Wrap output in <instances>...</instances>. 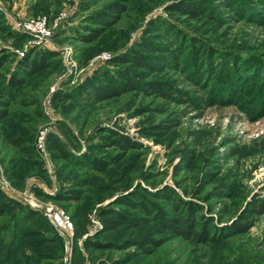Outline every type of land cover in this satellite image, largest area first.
Masks as SVG:
<instances>
[{"label": "rangeland", "instance_id": "1", "mask_svg": "<svg viewBox=\"0 0 264 264\" xmlns=\"http://www.w3.org/2000/svg\"><path fill=\"white\" fill-rule=\"evenodd\" d=\"M113 1L124 6L118 22L88 44L77 40L89 24L87 15ZM178 1L0 0V25L5 28L0 30V102L8 103L0 121V208L5 207L0 226L22 207L40 214L4 235L0 264H264V213L246 232L232 234L227 227L252 201L264 199V0H226L223 6L219 0H204L208 13L219 14L218 27L209 17L188 20L165 9ZM41 17L51 35L46 42L14 27L15 21ZM160 21L220 57L217 64L244 65L236 71L239 83L229 89L213 80L214 72L212 77L183 69L151 75L172 79L199 103L196 108L168 102L169 110L180 112V124L154 141L140 129L146 121L161 118L152 108L162 103L159 98L123 93L96 102L83 91L90 77L117 67L109 61L144 38L183 58L181 42L152 35L149 24ZM33 49L54 54L43 71L5 96L6 79L21 75L16 63ZM137 108L140 113H135ZM102 129L123 134L141 148L129 149L122 160L101 171L60 159L49 148L56 138L74 160L87 153L107 162L118 151L108 146V133ZM231 184L230 197L213 196ZM68 188L81 193L77 201L58 199ZM170 189L182 201L202 207L214 239L169 237L149 215L119 201L136 192L149 208L170 214L171 206L160 198L162 190ZM104 211L109 214H100ZM115 213L137 218L140 225L103 230L104 221ZM145 237L156 246L141 259L135 243ZM92 242L102 247H90Z\"/></svg>", "mask_w": 264, "mask_h": 264}, {"label": "trees", "instance_id": "2", "mask_svg": "<svg viewBox=\"0 0 264 264\" xmlns=\"http://www.w3.org/2000/svg\"><path fill=\"white\" fill-rule=\"evenodd\" d=\"M225 2L226 0H219L221 6H223ZM165 9L171 13H176L177 15H185L188 20H194L199 16H206L209 17V19L211 18L210 22L215 25L214 27L220 26L219 14H217V12H215L214 15L208 13L204 8V0H180L178 3L167 5ZM123 11V4L118 1H113L103 5L99 10L88 14L86 18L89 24L83 27L84 32L78 33L77 40L85 44L96 40L103 35L105 29L118 22ZM148 28H150L152 35H155L154 37L156 38L160 37L168 39L165 36L170 35L169 40H166L167 42H181L180 47L186 51L183 58L181 56L176 58L170 54L167 47L160 44V42H156L150 38H144L143 41L136 43V45L130 47L127 51L115 56L109 61L110 63L116 64L117 67H112L111 70L104 68L90 77L89 81L84 86L85 90L83 91V95H85V98L89 100L92 99L96 102H102L106 99L120 96V94L123 93H131L135 96L142 94L159 98L162 103H158L152 108L157 114L161 115V118L156 121L153 119L146 121L145 125L140 129V133L143 136L158 141L166 136L170 130L176 128L180 124V112L169 110L167 107L168 102L181 105L190 104L196 108L199 103L197 101L198 98L192 97L186 92L178 90L172 79L155 78L151 75L162 77L167 70L181 71V69H183L190 75L193 74V76H207L209 74L212 77V73L214 72L215 76L213 80L217 81L218 84L220 83L223 88L228 89L239 83L241 78L237 75L236 71L238 68H235L237 67L236 65L234 67L228 65V61L226 63L223 62L221 65L217 64L221 63L220 57L213 56V53L208 49L197 48L196 45L194 46L193 44L196 42L194 39L186 40L180 31L174 29V27L169 26L165 22H152L149 24ZM0 30L4 31L5 28L0 25ZM158 31L163 32L164 36L156 34ZM31 51L32 52H29L27 56L18 59L16 63V67L21 72V75L13 73V75L6 79V84L2 87L5 96L9 97L13 92V89L22 84V81L28 78V76L43 71V69L47 67L46 60L51 58L54 54L53 52L44 49H33ZM182 54L183 50L180 55ZM3 59L4 56L0 55V63ZM243 65L244 64L242 63L239 66L240 69ZM240 69L238 70L240 71ZM0 106L1 121V119L7 114L6 108L8 103L1 101ZM127 109L129 108L127 107ZM141 110V108H137L135 113H140ZM100 131L108 133L106 137L108 146L118 151V153L113 154L107 162L94 160L88 156L87 153H82L79 156V159L74 160V158L68 153L67 145L56 138H53L49 148L56 154L54 156H57L60 159L71 162L79 161L84 164V166L94 167V169L99 171L105 169L108 164L117 163L122 160L126 151L129 149L141 148V145L138 142L136 143L127 139L123 134H117L108 129H102ZM235 152L236 151H233V153ZM231 189L232 184L230 186L223 185L218 188V191L213 193V196L216 197L223 193L226 197H230ZM80 194L79 191L73 188H68L60 195V197L58 196V199L62 198L77 201ZM160 195H162L160 198L165 199L171 206L170 214L167 213V211L157 212L154 209L149 208L148 202L143 200L141 195H138L136 192L131 193V195L126 196V198L120 199L119 201L122 205L125 204L138 212L141 211L146 215H149V217L152 218V221L155 224L157 223L160 230L169 233V237L179 236L185 239H193L197 242L215 238L211 233V230H214V228L213 225L209 223L210 219L206 217L205 213H201L202 207L196 202L193 200L182 201L177 198L171 189L168 190V192L162 190ZM2 197L3 195L0 193V198ZM262 213H264V199H256L247 205L246 208L241 210L240 214H238V219L235 222L233 221L232 224L227 227L232 234L246 232L252 225L255 217ZM3 214H5V207H2V209L0 208V216ZM100 214L106 215L109 214V212L104 211ZM14 216L15 217L8 223H4L0 226V245L4 242L3 237L5 234L11 233L19 224L25 223L29 218L35 216L40 217V214L35 210L32 211L28 208L22 207L18 209L17 214ZM138 225H140L139 219L115 213L114 218H109L104 221L103 230L110 231L119 226L136 227ZM110 243L106 242L104 245L110 246ZM146 243L148 245H145ZM89 245L93 248L102 247L99 242H92ZM135 245L138 247L135 255L141 257V259L151 252L152 246H156L155 241L148 237L141 239V241L135 243Z\"/></svg>", "mask_w": 264, "mask_h": 264}, {"label": "built area", "instance_id": "3", "mask_svg": "<svg viewBox=\"0 0 264 264\" xmlns=\"http://www.w3.org/2000/svg\"><path fill=\"white\" fill-rule=\"evenodd\" d=\"M14 27L16 30H19L24 33H28L30 36L34 38L36 42H46L50 39V30L46 26L45 20L43 17L35 18L33 20H27L26 22L15 21ZM49 215V214H48ZM62 222L69 225L67 218L62 217Z\"/></svg>", "mask_w": 264, "mask_h": 264}]
</instances>
